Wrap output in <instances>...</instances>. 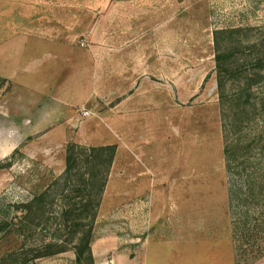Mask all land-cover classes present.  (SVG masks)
<instances>
[{"label": "rangeland", "instance_id": "rangeland-1", "mask_svg": "<svg viewBox=\"0 0 264 264\" xmlns=\"http://www.w3.org/2000/svg\"><path fill=\"white\" fill-rule=\"evenodd\" d=\"M72 5L80 24L49 26V12L66 15ZM48 27L62 29L63 41L45 38ZM233 29L249 46L264 39V0H0V41L42 45L30 65L52 78L48 92L12 81L0 90V207L11 212L10 222L18 223L11 221L16 208L38 185L47 189L63 175L70 144H107L116 147L108 185L117 195L103 197L95 229L119 228L134 264H264L245 216L264 206L250 198L225 154L230 126L218 93L215 38ZM52 44L59 57L45 54ZM243 52L256 70L251 50ZM54 57L58 72L46 75ZM259 82L248 139L264 134V78ZM244 164L250 172L264 158L252 154ZM235 180V190L245 191L241 200L230 196ZM58 212L56 201L47 214ZM10 225L0 235V264H23L32 241Z\"/></svg>", "mask_w": 264, "mask_h": 264}, {"label": "trees", "instance_id": "trees-1", "mask_svg": "<svg viewBox=\"0 0 264 264\" xmlns=\"http://www.w3.org/2000/svg\"><path fill=\"white\" fill-rule=\"evenodd\" d=\"M240 31L221 30L216 33L215 38L218 93L222 100L225 120H228L230 123L228 125L232 128L231 130L230 127L224 126L228 139L225 154L232 170L237 171L234 172L236 178L242 181L246 179V184L250 188V198L255 202L261 199L260 205L264 206V165H259L257 168L255 166L250 172L243 166L252 154H261L264 158L263 131L261 130L253 138L248 139L245 136L248 126L251 125L252 118L249 117L251 108L256 109L258 106V101L253 102L251 97L255 86L262 82L259 80L264 78V39L256 38L249 46L250 40L245 42L233 38V33ZM224 33L229 35L224 38L225 40H221L219 34ZM245 49L251 50L250 61L255 63L256 70L247 66L249 58L241 57L245 54L243 52ZM237 50L239 54L235 53ZM9 84V80L0 76V90ZM230 85L233 88H230ZM232 131L235 135L231 139L229 133ZM115 155L114 146L85 147L70 144L66 153L65 171L59 177V182L57 180L47 189L44 184L38 185L32 200L17 207L14 218L11 217V221L16 219L18 223L10 222L11 212H6L0 207V235L12 223L18 227L17 233L32 241L28 255L22 261L23 264H36L39 259L53 257L70 250L75 251L77 264H85V261L88 264H95L92 253L94 230ZM234 182L235 184L231 185L230 196L233 198L236 195L241 200L245 191L242 187L238 191L235 190L240 182L237 183L236 180ZM55 185H57L56 197H51L50 191ZM56 201L59 212L48 215V207L53 208ZM250 212L252 210H249ZM245 216L246 226L247 224L253 226L250 230L253 236L251 234L250 236L256 237L257 241L260 239L257 245L259 248L254 252L256 259L262 258L264 257V212H256L252 216L247 210ZM12 256L17 255H8V257ZM17 260L18 257L15 261Z\"/></svg>", "mask_w": 264, "mask_h": 264}, {"label": "crops", "instance_id": "crops-1", "mask_svg": "<svg viewBox=\"0 0 264 264\" xmlns=\"http://www.w3.org/2000/svg\"><path fill=\"white\" fill-rule=\"evenodd\" d=\"M63 9L68 11V14L65 15L64 11H59L60 13H58V11H53L47 14V19H50V22L48 23L49 26H54V24L56 23L57 26H62L67 23L70 24V26L72 25V27L70 28L73 29L75 27V24H80L81 13L79 7L76 8L75 5H72L71 7L68 6L64 7ZM44 32L47 33V36L45 38H48V40L50 41H63L64 36L62 34V29H59L58 27H48L44 30ZM23 42L24 40L19 43L12 42L11 40L6 42L5 39L0 41V76L6 78L10 82L12 81L14 84L16 83L18 85H21V87L24 86L29 90L34 89L32 91H34L35 93H37L36 91L41 93L45 91L48 92L49 88H51V85L49 86V84L52 78L50 79L49 77L47 81L46 76H43L45 75V68L42 69L41 65L34 67L30 65L31 62L36 59L35 57H33V55H35L34 50L37 51L38 49H40V47H44L42 45H30L28 47V45H23ZM17 44H21V46L17 47ZM54 46L55 45L52 44L49 48L50 50H47L45 54L49 53L51 55L53 54V56L59 57L57 50L53 52ZM3 50L5 51L1 52ZM56 57H54L53 60L48 64L50 65V68H48V71H46V75L48 74V72H50V70H52L51 72H58V70L56 69ZM14 79L18 83L16 81H13ZM53 80L55 79L53 78ZM48 94L56 100L64 101V99H62L58 95V93ZM67 103L70 104L69 101H67ZM103 145L107 146V144H102V146ZM110 185L111 183L109 185L107 184L104 193L105 200H107V197L109 198V200H111L112 197L117 195L112 193L109 194ZM123 193L121 194L123 195ZM123 215H127L126 212H119V214H115V216L118 218L122 217ZM101 216L102 214L98 213L96 224L97 221H100ZM113 229L114 230L110 228V231L105 232V234L101 233V231L99 230H94L92 253L95 264H134L126 251L122 250L123 244L125 242H122V238L119 235V228ZM36 264H77L76 253L75 251L70 250L54 257L39 259Z\"/></svg>", "mask_w": 264, "mask_h": 264}, {"label": "built area", "instance_id": "built-area-1", "mask_svg": "<svg viewBox=\"0 0 264 264\" xmlns=\"http://www.w3.org/2000/svg\"><path fill=\"white\" fill-rule=\"evenodd\" d=\"M90 115H91V112L90 111H88V110H84L83 111V116L89 117Z\"/></svg>", "mask_w": 264, "mask_h": 264}]
</instances>
